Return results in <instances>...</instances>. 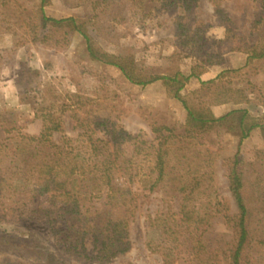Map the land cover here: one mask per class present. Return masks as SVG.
Wrapping results in <instances>:
<instances>
[{
    "label": "trees",
    "instance_id": "trees-1",
    "mask_svg": "<svg viewBox=\"0 0 264 264\" xmlns=\"http://www.w3.org/2000/svg\"><path fill=\"white\" fill-rule=\"evenodd\" d=\"M42 1L45 12V6L51 2ZM213 1L217 19H221L220 24L227 28L224 42L233 45L230 51L243 52L247 56L246 67L261 69L259 64H264V0H259L261 10L250 32L233 24L232 17L220 4L222 0ZM198 5L199 0H132V8L141 9L134 10L139 22L167 11L174 13L179 43L191 48V53L201 55L203 63L221 64L224 62L223 53L204 49L206 35L214 22L198 14ZM112 15L114 17L116 13L112 12ZM94 19L73 15L56 18L44 13L45 22L56 26L54 33L63 35L57 44L68 43L69 33L80 32L87 38L93 56L119 67L133 83L147 85L162 80L171 96L180 97L191 75L182 70L167 74L132 70L134 51L131 46L110 51L92 43V29L117 42L120 37L119 34L110 36L105 33L103 25ZM46 36L36 35L34 38L46 41ZM242 70V67L226 68L183 99L188 113L184 125H158L154 128L158 132L154 140L138 134L140 162L112 150L110 141L98 135L93 124H87L85 120L79 123L83 130L78 136L64 135L55 140L54 132L65 129L59 111L66 112L73 107L64 103L58 111L42 102L37 109V116L43 118L38 134L13 126L9 129L12 134L0 137V219L8 216L7 210L25 207L28 197L36 198L50 192H59L63 198L61 216L70 215L65 222L47 219L57 246L45 247L33 236L25 238L1 233L0 253L11 257H1L0 264H72V258L109 262L133 246L131 217L122 214V207L113 203L114 197L123 206L138 208L141 195L156 191L163 182L169 184V192L182 194V198L177 209L170 202L168 207L150 213L149 228L163 229L167 236L178 240L179 246H186L185 251L195 254L209 243L208 230L214 217L223 218L230 231L224 246L216 248L210 259L195 256L188 264H264V215L254 220V209L247 200L249 185L241 164V147L245 139L257 129L264 131V112H254L257 101L264 106V98L251 95L246 86L238 87L230 96L214 91L220 81ZM230 101L246 106L234 107L217 118L206 115V106ZM99 124L102 123H96ZM218 128H228L239 138V149L229 159L230 188L238 206L236 213L231 212L226 200L219 196L215 200L210 198L216 194L212 168L218 150L206 147L205 140L211 138ZM164 129L167 132L164 133ZM130 163L134 165L136 184L125 187L119 183L117 172ZM7 197L14 198V205L4 200ZM34 210L24 208L26 213ZM76 215L82 216L79 228L74 224ZM19 217H23L22 214ZM168 263L176 264V260Z\"/></svg>",
    "mask_w": 264,
    "mask_h": 264
},
{
    "label": "rangeland",
    "instance_id": "rangeland-1",
    "mask_svg": "<svg viewBox=\"0 0 264 264\" xmlns=\"http://www.w3.org/2000/svg\"><path fill=\"white\" fill-rule=\"evenodd\" d=\"M42 10V0H0V137L10 135L9 129L38 134L43 118L37 116V109L45 102L47 107L60 110L62 104L73 107L62 113L64 131L53 134L55 140L64 135L78 136L82 129L80 121L93 124L96 133L110 141V147L128 159L140 162L139 144L136 136L154 140L158 125H184L188 113L183 99L208 81L204 73L210 65L203 63L199 54L180 44L171 12H165L139 22L132 8V0H50ZM232 17L233 24L250 32L261 10L259 0H222L220 3ZM121 10V12H119ZM198 14L213 19L214 26L206 35L204 49L221 52L224 62L221 68L242 67L240 73L215 85L214 91L233 95L240 86H246L249 93L264 98V64L261 69L246 67L247 56L243 52L230 51L232 43L224 42L227 28L220 24L215 14L213 0H199ZM112 12L116 15H112ZM141 12V11H139ZM44 13L62 18L66 16L95 17L110 36L119 34V42L105 37L104 33L91 30L92 43L97 48L119 51L121 46H131L133 57L131 68L136 72L167 74L182 70L197 82L180 97L171 96L162 80L147 85L133 83L117 66L104 63L90 52L87 38L80 32L69 33L68 43L57 44L63 35L54 33L56 26L48 25ZM125 17L123 19L122 17ZM46 36V41L34 37ZM54 36L51 38V36ZM53 39V40H52ZM205 78V79H204ZM214 79V78H212ZM230 82V83H229ZM226 83L227 86H226ZM229 84H232L231 86ZM225 86V87H224ZM253 92V93H252ZM259 102V103H258ZM224 106V107H223ZM246 104L234 101L205 107L210 118L222 116L226 111ZM49 110V109H48ZM254 112H264V106L257 101ZM5 121V122H4ZM101 122L102 124L96 125ZM167 132L164 129V133ZM206 147L218 150L212 170L213 188L216 196L226 200L231 212H238L236 198L230 188L229 159L239 149L238 136L228 128H218ZM242 169L249 185L247 200L254 209V220L264 215V131L257 129L245 139L241 147ZM143 163V162H142ZM144 164V163H143ZM134 165L128 164L117 172V179L125 187L135 183ZM154 192L146 191L140 197L138 208L123 206L114 197V204L122 207L123 215L131 217L130 237L133 246L109 262L86 261L72 258V264H188L190 258L210 259L216 248L224 246L230 232L223 218L214 217L208 230L210 241L198 253L179 246L174 237H169L161 228H149L148 215L173 203L177 209L182 194L169 192V184ZM25 206L35 209L24 212L7 210L8 216L0 219V234H18L25 238L33 236L45 247L57 246L55 235L46 223L47 219H61L63 198L59 192H50L36 198H27ZM6 202L14 198L7 197ZM122 205V206H121ZM23 217H19V216ZM32 216V217H31ZM22 218V219H21ZM257 220V219H256ZM76 227L82 225V216L76 215ZM257 225V224H255ZM70 228V227H69ZM71 231V230H70ZM65 254V253H63ZM8 257L11 255L6 254ZM0 253V258L5 257Z\"/></svg>",
    "mask_w": 264,
    "mask_h": 264
},
{
    "label": "crops",
    "instance_id": "crops-1",
    "mask_svg": "<svg viewBox=\"0 0 264 264\" xmlns=\"http://www.w3.org/2000/svg\"><path fill=\"white\" fill-rule=\"evenodd\" d=\"M222 65H223V63L216 64V65H210L209 69L204 73L203 77H205L207 79L216 78L225 69V68H221ZM197 85H198L197 82H195V80L193 78H191L189 80V82L187 83L186 87L180 92V94L183 92L188 93L190 91L189 88L197 87Z\"/></svg>",
    "mask_w": 264,
    "mask_h": 264
}]
</instances>
